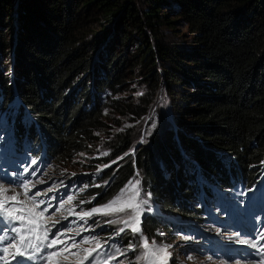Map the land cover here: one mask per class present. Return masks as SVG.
Wrapping results in <instances>:
<instances>
[{
    "label": "trees",
    "instance_id": "1",
    "mask_svg": "<svg viewBox=\"0 0 264 264\" xmlns=\"http://www.w3.org/2000/svg\"><path fill=\"white\" fill-rule=\"evenodd\" d=\"M176 21L191 34V44L179 46L163 32ZM3 25L13 31V45L11 83L0 75V104L12 101V89L18 112L30 118L23 122L17 114L10 128L20 155L66 166L91 151L95 134L106 127L104 110L137 120L159 87L173 105L177 116L162 138L140 146L115 172L103 171L104 180L115 177L107 189L89 190L99 192L96 204L108 201L135 171L164 211L189 219L218 194L264 190V0H0L4 61L9 41ZM129 42L131 62L122 70L117 48ZM134 66L148 94L134 101L113 96ZM130 143L131 132L119 136L112 157ZM142 220L147 238L160 229L169 233L153 216Z\"/></svg>",
    "mask_w": 264,
    "mask_h": 264
},
{
    "label": "rangeland",
    "instance_id": "2",
    "mask_svg": "<svg viewBox=\"0 0 264 264\" xmlns=\"http://www.w3.org/2000/svg\"><path fill=\"white\" fill-rule=\"evenodd\" d=\"M6 24H13V16ZM85 24L88 29H94L93 23L86 22ZM5 27L6 25H3L1 28L3 36L9 41V47L6 50L7 58L3 61L4 58L0 57V75L7 74L10 79L9 53L13 45L11 44L13 31L5 30ZM163 32H167L168 38L175 39L179 46L191 44V34L179 21L174 23L171 30L163 29ZM107 34L109 35L110 31ZM107 34L101 37L102 43L107 39ZM133 48L132 42L120 46V49L117 48L118 59L124 61L122 70L128 68ZM96 55L98 56V53ZM4 65H7L5 72ZM136 71L137 67L134 66L124 73L125 82L119 87L120 93L113 96L134 101L139 95L148 94L149 90L146 86L136 80ZM8 83H11V79ZM8 87L11 88L9 85ZM184 90L192 93L191 89L184 88ZM8 93L12 101L4 108L0 104V185L9 189L8 195L20 193L19 199L26 201L29 208L33 207L30 197L34 196L36 203L44 201L37 211L48 209L41 218L44 224L39 230L40 235L44 234L45 227L49 230L48 240L41 244L42 251L36 253L33 259L27 260L26 264H45L43 257L48 251L69 246H74L71 251L76 253L74 256H68L72 264H151L150 260L144 258L145 238L150 246L153 242L157 247L170 246L167 249L171 253L168 264H252L254 263L253 258L257 260L255 264H260L261 259H264V255L259 251L260 246L264 245V240L260 241L256 248L251 245L259 233L264 231V200L262 202L256 200V197L264 199V191L250 196L249 192L243 190L237 191L234 195L229 192L218 194L213 205L209 206V209L202 210L197 219H189L174 212L164 211L146 190L139 171H135L133 177L103 204L95 203L96 194L99 195V192L88 194L90 189L96 188L103 191L112 183L114 174L110 179L104 180L103 171L113 170L115 172L123 161L136 157L140 146H150L151 139L161 137L168 127L173 126L177 114L161 87L154 93L147 112L137 120H132L130 116L121 117L119 114L105 113L104 110L106 127L95 134L96 139L91 151L79 153L66 166L39 162V159L30 157L28 154L25 156L17 153L19 151L13 146L10 128L15 123L14 117L22 113L17 110H21V107L15 98V92L10 89ZM102 102L105 103V101ZM193 104L188 103V105ZM27 114L23 112L21 118L23 122L30 119ZM180 116H178L180 119L183 118ZM130 132L129 148L124 154L112 157L111 146L114 141L119 136L130 134ZM101 159H105L106 162H96ZM33 160L36 161L35 164L32 163ZM137 180L140 182L138 185L140 195L136 199L137 201L147 200V204L142 206L144 211L141 214L139 225L134 224V226L140 227L143 217L148 215L157 218L161 224H165L169 233L160 229L155 232L156 238H147L142 230L137 234L129 229L121 233L119 229L124 226L122 223H108L109 220L128 219L131 215L130 209L112 215L93 214L90 217L79 215L94 207L106 205L129 185V182ZM23 184L29 185L27 196L24 195ZM70 196L73 199L68 203ZM61 204L64 205L62 208ZM49 217L54 221L49 220ZM12 226L0 217V236L10 238L14 235L7 231ZM57 236L64 243H58L54 249L44 248V244ZM245 240L249 243H243ZM7 243L6 240L2 245L6 246ZM85 257L88 259H84ZM36 258H41V260L35 263ZM53 259L62 260L63 257L56 256ZM12 264H15V261Z\"/></svg>",
    "mask_w": 264,
    "mask_h": 264
},
{
    "label": "snow or ice",
    "instance_id": "3",
    "mask_svg": "<svg viewBox=\"0 0 264 264\" xmlns=\"http://www.w3.org/2000/svg\"><path fill=\"white\" fill-rule=\"evenodd\" d=\"M107 155V153H103ZM33 164L36 163L35 160L32 161ZM74 175V174H73ZM139 181L129 182L121 192L109 201L106 205L102 207H94L88 212H84L82 217H90L93 214L101 215H112L113 213H123L126 209L131 210V215L128 216L126 220H109L108 223H122L124 226L119 229L123 233L126 229L131 230L132 233L137 234L141 232L139 226L140 217L143 213V205L147 204V200L137 201V197L140 195L139 192ZM24 195L27 196L29 185L23 184ZM8 188L0 185V217L13 226L7 229L14 235L10 238L7 236H0V242L8 241L6 246L0 248V264H26L27 260L33 259L36 253L42 251L41 244L48 240V229L45 227L44 234L40 235L39 230L43 226L44 221L41 219L44 214L48 211L47 208L37 211L39 205L43 204L44 201H39L36 203L35 197H30L33 201V207H27L26 201H21L19 199L20 193H15L13 195H8ZM127 198V199H125ZM73 197L68 198V203L72 201ZM15 202V203H12ZM64 205L61 204V208ZM59 211V209H57ZM49 220L52 218L49 217ZM58 222V221H57ZM18 225V226H17ZM62 235V234H61ZM264 240V231L260 232L258 237L251 242L253 248H256L260 241ZM64 241L59 240L58 236L53 238L50 242L44 244L46 249H54L55 246ZM243 243L248 244L249 241L245 240ZM74 246H69L67 248L56 249L54 251H48L43 257L45 264H72L69 261V255H76L71 249ZM130 247H132L130 245ZM143 247L146 250L144 258L150 260L151 264H168V260L171 258V253L167 251L168 247H157L155 242L149 245L148 240L145 238L143 242ZM259 251L264 255V245H261ZM91 255V253H89ZM56 256H62V260H54ZM191 259V257H189ZM84 259H88L85 257ZM260 264H264V259H261Z\"/></svg>",
    "mask_w": 264,
    "mask_h": 264
},
{
    "label": "bare ground",
    "instance_id": "4",
    "mask_svg": "<svg viewBox=\"0 0 264 264\" xmlns=\"http://www.w3.org/2000/svg\"><path fill=\"white\" fill-rule=\"evenodd\" d=\"M52 221H54L53 219H52ZM57 221V220H56ZM49 223V222H48ZM40 232V231H39ZM40 234V233H39ZM1 244V243H0ZM1 247H4V245H0V248ZM27 262V261H26ZM237 264H248V263H237ZM252 264H255V262L254 263H252ZM258 264V263H257Z\"/></svg>",
    "mask_w": 264,
    "mask_h": 264
}]
</instances>
